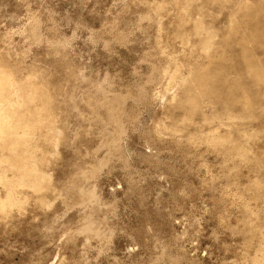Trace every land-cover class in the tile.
Returning <instances> with one entry per match:
<instances>
[{"label":"rangeland","instance_id":"obj_1","mask_svg":"<svg viewBox=\"0 0 264 264\" xmlns=\"http://www.w3.org/2000/svg\"><path fill=\"white\" fill-rule=\"evenodd\" d=\"M0 264H264V0H0Z\"/></svg>","mask_w":264,"mask_h":264}]
</instances>
